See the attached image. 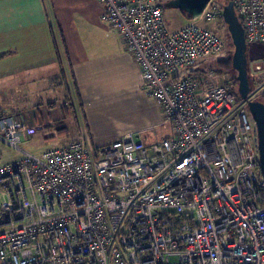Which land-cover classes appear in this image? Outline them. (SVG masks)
<instances>
[{"label": "built area", "instance_id": "obj_1", "mask_svg": "<svg viewBox=\"0 0 264 264\" xmlns=\"http://www.w3.org/2000/svg\"><path fill=\"white\" fill-rule=\"evenodd\" d=\"M173 135L127 131L25 151L32 126L0 110V264H264V178L256 127L229 77L200 66L226 48L211 0L172 29L169 0H99ZM247 42L264 43V0H234ZM194 73L175 74L186 66ZM252 98L264 94L257 63ZM200 70V71H198Z\"/></svg>", "mask_w": 264, "mask_h": 264}, {"label": "crops", "instance_id": "obj_2", "mask_svg": "<svg viewBox=\"0 0 264 264\" xmlns=\"http://www.w3.org/2000/svg\"><path fill=\"white\" fill-rule=\"evenodd\" d=\"M103 11L99 0H0V46L7 40L12 49L8 51L16 53L21 47L25 58L19 65H11L0 73V78H23L30 81L34 90L42 86L45 79V89L50 93L60 87L64 90L60 103L53 96L44 102L39 98L38 106L44 107L43 103H46L50 111L47 118L40 120L31 110L21 113L29 124H45L46 127L31 133L48 129L49 133L42 134L53 138V145L84 138L82 127L71 132L69 126L74 122L78 126V116L88 124L84 95L92 89H101L104 75L117 71L136 78L141 76L140 66L127 50L125 39L102 19ZM26 51H29L28 55ZM70 79L74 82L69 84ZM74 83L84 103L83 115L81 112L76 116L77 98L73 96V101L67 100V88ZM72 116L75 120L70 119ZM58 122L68 127L64 133L54 128Z\"/></svg>", "mask_w": 264, "mask_h": 264}, {"label": "rangeland", "instance_id": "obj_3", "mask_svg": "<svg viewBox=\"0 0 264 264\" xmlns=\"http://www.w3.org/2000/svg\"><path fill=\"white\" fill-rule=\"evenodd\" d=\"M165 16L172 29L179 28L189 21L186 15L177 8H166ZM217 23V21H210L208 25L216 27ZM226 26L224 27V30H222L223 33L220 31L226 41V48L218 54L202 59L198 65L212 67L213 65H216V63H219V59L226 58L231 53L233 55L234 45L233 42L232 46L229 43V41H232V38L228 27ZM4 42L6 44L0 46V73L2 74L5 72L4 70L11 68L9 66H17L25 59L24 50L21 47H19L20 50L16 53L13 51L10 52L8 50L12 49L9 47L8 41L5 40ZM25 54L28 55L29 51H26ZM248 56L249 65L253 75L255 73L254 68L258 62L264 65V43L257 42L250 44ZM195 67L196 65L186 66L176 71L175 74L184 76L188 73H194L192 68ZM218 73L221 77H229L227 73ZM45 82L46 80L44 79L43 85L37 90H34L30 86V81H24L23 78H0V106L15 116H17L18 113H27L28 110H31L39 115L40 120H42V118H47L50 111L47 109L48 107L46 106V103H43L44 107L38 106L39 98L44 102L51 99L50 96H53L59 99L60 101L58 102L60 103L63 102L64 90L60 87L56 88L54 93H50V91L45 89ZM73 82L74 80H69V84ZM100 84L102 86L101 89H92L84 95L88 124L81 119L82 116H78V114L80 115L82 112V106L84 103H81L83 105H80L79 100H77L79 106L76 108L78 112H76V116L79 117V121L78 126L74 125L75 122L69 126L71 132L74 131L75 128L79 129V127H82L84 138L92 145L104 143V141L106 142L113 139L127 131L138 132L140 138L149 143L158 142L173 135V123L165 120V115L161 107L158 105L157 100L148 94L141 76L136 78L127 72L119 74L117 71H112L110 75L108 73L106 76L104 75V81ZM70 96H72V93ZM67 100H69L68 95ZM49 109L52 110V107ZM249 115L252 123L256 127V123L250 112ZM70 119L75 120V116H72ZM29 125L35 130L39 129V127H46L45 124L32 125L30 123ZM54 128L57 129V125H55ZM41 131L39 130L34 134L31 133V135L23 138L21 145L25 151L40 153L54 144L53 138L45 137L43 135L44 133H49V130L44 129ZM0 154L6 159H11L19 157L21 152L0 142Z\"/></svg>", "mask_w": 264, "mask_h": 264}, {"label": "water", "instance_id": "obj_4", "mask_svg": "<svg viewBox=\"0 0 264 264\" xmlns=\"http://www.w3.org/2000/svg\"><path fill=\"white\" fill-rule=\"evenodd\" d=\"M210 1L211 0H169L166 6L177 8L190 17H197L203 12ZM222 15L234 45L232 64L237 72L238 92L241 98L247 103L248 109L256 123L260 170L264 178V101L260 99H251L249 96L251 86L248 71V42L244 25L235 9L234 0H230L223 6ZM255 67L256 69L258 68L257 65Z\"/></svg>", "mask_w": 264, "mask_h": 264}, {"label": "trees", "instance_id": "obj_5", "mask_svg": "<svg viewBox=\"0 0 264 264\" xmlns=\"http://www.w3.org/2000/svg\"><path fill=\"white\" fill-rule=\"evenodd\" d=\"M230 0H213L214 3L218 4L221 8L227 4ZM166 8H169L166 6ZM183 12V11H182ZM187 19H190L191 17L189 15H187L185 12H183ZM226 26V23L224 22V20L222 21H219L216 25V27H212L214 28L215 30H217L220 34L221 32L223 33L222 30H224V27ZM227 27V26H226ZM221 31V32H220ZM222 35V34H221ZM229 43L231 44L232 46V41H229ZM249 47H250V43H248V49H247V55H249ZM233 52V50H232ZM232 53L230 55H228V57L226 58H222V59H219V63L216 65H213L212 67H207V68H215L216 71L220 72V73H227L229 75V79L231 81V83L233 84L234 88H238V80H237V72L236 70L234 69L233 67V64H232ZM262 64V63H261ZM256 70V67L254 68V71ZM200 71V70H198ZM248 71H249V75H250V86H251V89L255 83V80H256V77L252 75L253 72H251V68H250V65H249V56H248ZM61 79V78H60ZM64 79V78H63ZM67 91H68V96H69V100L70 101H73L72 100V97L74 96L75 98H77L79 100V102H81V97H80V93H79V89L77 88L76 86V83L74 84H71V86H68L67 88ZM252 92V90H251ZM72 93V96L70 98V95ZM250 95H252V93H250ZM256 98L264 101V94L263 95H257ZM237 100L239 102H243V99L241 98L239 92L237 91ZM82 103V102H81ZM80 105H83L81 104ZM0 110L2 111H6L5 109H2L0 108ZM6 113V112H5ZM57 129L60 131V133H64L66 130H67V127L66 126H63L62 124H60L59 122L57 123ZM70 141V140H69ZM69 141H66V142H69ZM2 142V141H0ZM3 143V142H2ZM9 147V146H8ZM1 155V154H0ZM2 156V155H1Z\"/></svg>", "mask_w": 264, "mask_h": 264}, {"label": "bare ground", "instance_id": "obj_6", "mask_svg": "<svg viewBox=\"0 0 264 264\" xmlns=\"http://www.w3.org/2000/svg\"><path fill=\"white\" fill-rule=\"evenodd\" d=\"M222 10H223V7H222ZM223 20H224V19H223ZM221 21H222V20H221ZM224 22H225V21H224ZM200 66H201V65H200ZM235 90H236V93H237L238 88H237V89L235 88ZM250 93H251V91H250ZM250 93H249V96H250L251 99H258V98H252L251 95H250ZM243 101H244V100H243Z\"/></svg>", "mask_w": 264, "mask_h": 264}]
</instances>
